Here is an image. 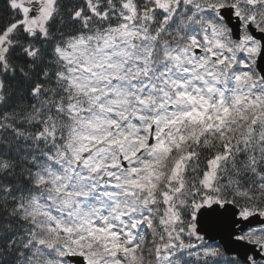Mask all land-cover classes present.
<instances>
[{"label": "snow or ice", "instance_id": "1", "mask_svg": "<svg viewBox=\"0 0 264 264\" xmlns=\"http://www.w3.org/2000/svg\"><path fill=\"white\" fill-rule=\"evenodd\" d=\"M185 257L264 264V0H0V264Z\"/></svg>", "mask_w": 264, "mask_h": 264}, {"label": "water", "instance_id": "2", "mask_svg": "<svg viewBox=\"0 0 264 264\" xmlns=\"http://www.w3.org/2000/svg\"><path fill=\"white\" fill-rule=\"evenodd\" d=\"M206 239L208 242H218L219 245H226V236L223 231L218 226V221L216 218H211L207 225ZM230 247V245H227ZM228 255H231L229 252Z\"/></svg>", "mask_w": 264, "mask_h": 264}, {"label": "trees", "instance_id": "3", "mask_svg": "<svg viewBox=\"0 0 264 264\" xmlns=\"http://www.w3.org/2000/svg\"><path fill=\"white\" fill-rule=\"evenodd\" d=\"M211 244H217V243H211ZM186 259H190L193 261V264H194V261H195V257H185Z\"/></svg>", "mask_w": 264, "mask_h": 264}]
</instances>
